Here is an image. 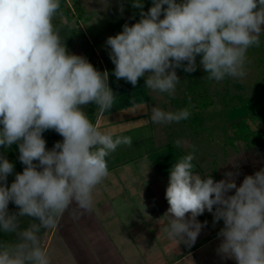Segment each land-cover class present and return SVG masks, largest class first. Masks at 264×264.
Here are the masks:
<instances>
[{
  "label": "clouds",
  "instance_id": "clouds-1",
  "mask_svg": "<svg viewBox=\"0 0 264 264\" xmlns=\"http://www.w3.org/2000/svg\"><path fill=\"white\" fill-rule=\"evenodd\" d=\"M132 7L140 9L139 21L105 42L113 74L133 87L143 77L146 88L169 96L181 68L193 73L199 66L216 82L244 78L247 51L259 47L264 34V0H152L146 12L143 0H133ZM59 8L60 0H0V146L17 144L25 166L9 186L14 164L0 155V232L14 236L0 240V264H50L41 230L55 228L72 205L80 215L91 212L94 191L109 175L106 158L132 144L88 118L89 103L106 112L115 96L108 72L69 53L53 24ZM190 107H153L150 118L179 123L190 117ZM48 130L63 137L52 149L43 137ZM193 160L194 154L180 156L169 171L168 237L194 244L207 224L197 217L207 211L214 224L223 221L217 233L222 259L264 264V168L237 186L238 173L214 181L194 172ZM10 202L18 211L9 212ZM24 218H32L27 227H21Z\"/></svg>",
  "mask_w": 264,
  "mask_h": 264
},
{
  "label": "rangeland",
  "instance_id": "rangeland-1",
  "mask_svg": "<svg viewBox=\"0 0 264 264\" xmlns=\"http://www.w3.org/2000/svg\"><path fill=\"white\" fill-rule=\"evenodd\" d=\"M119 1V0H118ZM93 6V4H90ZM90 7V6H89ZM89 15L87 21L81 20L80 27L84 30L85 34L80 35L79 39L74 41V45L71 47V54L81 55L84 56L87 60L86 53L83 51L85 40L89 41L93 44L94 49L96 50L92 53V58L94 60V64L97 67L101 68V71L108 72V84L109 87L112 89L113 94L115 96V88L116 84L113 80V72L115 65L112 63L109 52L110 49L106 45V40L109 36H115V34L110 31L107 23L104 20V17L101 16V11L97 9H93L90 7ZM74 19H66L62 18L60 20V28L59 34L61 38H63L64 34L68 30V27L73 25ZM89 61V60H88ZM92 64V63H91ZM93 65V64H92ZM113 69V70H112ZM111 76V77H110ZM123 80V79H120ZM125 81V80H124ZM122 83V82H118ZM131 85V84H130ZM147 94H149V102H148V110L149 112L146 113L144 117V111L141 109L138 110V107L133 111H131V119L130 122H120L116 118V124L110 125L105 127L108 124V120H111L110 116L113 117L116 113L113 112L115 107L119 106L122 100L118 99L115 96L114 104L111 109H109L104 116L102 124L100 125L99 129L102 132H107L113 134V136H128L131 138L132 143L139 142L141 140L148 139L156 146H159L160 143L164 142L167 143V140H171L170 131L169 129H164L166 124H156L151 121V110L153 107H158L164 111H172L175 112L172 107L166 104V99L162 98L161 93L153 92L150 89H147ZM141 94V93H140ZM139 94V95H140ZM144 94V93H143ZM142 94V95H143ZM138 92L135 93L136 98ZM133 98V96H132ZM126 99H131L128 97ZM124 106V105H122ZM169 107V108H168ZM222 107V103L218 105V108ZM87 106L85 107V109ZM123 109V108H122ZM131 108L128 110L124 109L120 111L119 114L116 116L120 117V120L127 119ZM147 111V110H146ZM112 112V114L110 113ZM224 113V111L222 110ZM221 113V112H220ZM222 113V116H223ZM110 114V115H109ZM133 115V116H132ZM221 114L218 117H222ZM192 123V122H191ZM250 123L247 122V125L244 127H232L227 130V134L220 133V132H209L204 129L202 131V136L205 137L204 140H199L198 135L195 132L201 131L199 126H191V124H184V126L175 124L177 127L176 130H180L179 128H183L187 135V139L183 136H179V140L181 142L179 148L181 149V153L176 150L177 157L187 155V154H194V172L198 173L201 177L212 176L214 181H220L224 178L225 173L227 170V166L231 168L230 162L233 164L239 165L240 169L246 170V173H253V160H259L260 163L264 165V127L261 124L260 126H248ZM95 125V124H94ZM234 131V132H233ZM237 135H240V140H236ZM175 141V139H174ZM227 141V144L224 142ZM126 145H120L118 147H122ZM117 147V148H118ZM48 148V147H47ZM51 149V148H48ZM230 149H237L234 154L238 153V156L241 155V152L245 151L247 153L246 156L241 157L240 159H244L247 157L245 163H241L237 160V157H231L232 154H227ZM165 153H162V156L166 154L167 156H173L170 152H175L174 148H166L163 149ZM157 151V150H156ZM180 154V155H179ZM161 156V153L157 152L150 156L154 160L158 159ZM117 157H119L117 155ZM174 157V156H173ZM151 158V159H152ZM150 159V160H151ZM152 159V160H153ZM230 160V161H229ZM155 165H150L148 162H144V167H151L154 168L156 166V161H153ZM256 163V161H255ZM128 165L123 166L120 169V174H123ZM257 165H254L256 167ZM24 165L19 161V163L15 164L14 167V175L16 173H21L24 169ZM258 167V166H257ZM136 168V167H135ZM140 168V167H139ZM130 169L133 170V168ZM196 169V170H195ZM252 170V171H251ZM119 173L118 170L109 171V175ZM127 174V173H126ZM108 175V176H109ZM110 177V176H109ZM160 179V178H159ZM155 179L154 184L155 188L153 189L155 194L151 195L148 192H143L141 190V194H136L134 197H128V205H124V207H120L119 211H127L128 215L131 214L134 216L135 221L133 224H137L138 219L140 218V225L144 224L146 226H150L149 229L145 228H132L129 223L128 230L131 233L132 240L134 241V255L135 260L133 261L134 264H236L235 260L232 259H222L221 256L217 252L218 245L220 244V238L216 235L220 229L223 227V221H219L217 223H213V215L207 211L204 212L203 215L197 217V220L202 224L207 221L206 226H204L197 237L196 241L192 245H188L182 243L178 239L169 238L167 233L164 231V228L168 224V216L165 215L167 209L169 207L167 200L165 199V191L168 184L164 180ZM12 181V180H11ZM9 177L7 178V183L11 184ZM159 181V183H156ZM146 182V181H145ZM149 182V181H148ZM152 182V181H151ZM144 184V183H143ZM161 184V185H160ZM145 185V184H144ZM240 184L237 183V186ZM147 199L149 203H144V200ZM112 203L116 206L120 204L115 199L111 198ZM122 198H120L121 202ZM143 203H140L142 202ZM9 212L14 213L18 211L17 206L13 203H9ZM84 215V214H83ZM124 217V216H123ZM32 218H24L22 221L21 227H27L30 223H32ZM139 226V225H138ZM106 230H109L111 226L107 225ZM52 233V232H51ZM41 246L44 249L46 246H49L50 240H52V236L49 233V229L41 230ZM110 237H114L113 235L108 234ZM139 237V238H138ZM6 239L9 241L14 240V236L12 235H5L4 233L0 232V240ZM141 239V241H140ZM58 248V244L55 246ZM62 249V246L59 247ZM117 248L121 250V246L117 245ZM130 249V250H131ZM47 251V250H46ZM137 251H139V255L137 256ZM48 252V251H47ZM132 252V251H130ZM50 254V264H56V261H53L52 253ZM133 253V252H132ZM58 257V264H68L63 263V261L59 262ZM130 264L132 261H128Z\"/></svg>",
  "mask_w": 264,
  "mask_h": 264
},
{
  "label": "crops",
  "instance_id": "crops-1",
  "mask_svg": "<svg viewBox=\"0 0 264 264\" xmlns=\"http://www.w3.org/2000/svg\"><path fill=\"white\" fill-rule=\"evenodd\" d=\"M113 78L116 79L114 74ZM113 82L117 83L115 96L122 100L119 106L111 109L114 110L112 111L113 115L114 113H116V115L119 114L120 111L124 109L128 110L131 108L130 111L127 112V114H129L138 107V110H145V117L147 113V101L145 99L146 82L144 78L141 77L135 87L124 80L116 79L113 80ZM137 92L138 95L134 98ZM128 97H131V99H126ZM107 111L100 112L95 124L98 128L102 124ZM112 112L110 113L112 114ZM116 115L113 117L110 116L111 120L107 121L108 124L105 126L106 128L107 126L115 125L116 118L120 122H127V120L130 122L129 119H131V114H129L127 119L125 118L122 120ZM171 147L172 146H156L150 140L145 139L132 143L130 146L118 147L112 152L106 158L108 160V168L109 171L118 170L119 173H115L114 175L111 174L109 175L110 177L107 176L102 184L94 191L93 210L84 215H80V210L75 205H72L60 217L57 226L49 229L52 240H50L49 246H46L44 250L52 253L53 261L55 260L56 264H58L57 256H60L59 262L63 261V263L68 264H130L128 261H132L131 264H134V249H131V247H134V241L132 240L133 236L131 233L127 231L129 228L127 223H129L132 228L149 229L150 226L144 227V224L140 225V218L137 224H133V222L136 221L132 214L129 216L127 211H119L117 209L122 206L124 207V205H128V197L130 198L128 193H130L132 197L136 194H141V191L148 192V194L151 195L155 194L153 190L155 188V179L160 178L159 180L162 179L168 183L169 171L179 158L176 156L177 149L175 147H172L175 152H170L174 157L167 156L166 154L162 156V153H165L162 152L164 151L163 149ZM157 152L161 153V156L156 160L151 157L152 160L150 156ZM117 155L119 157H117ZM246 155L247 153L243 151L240 156L236 153L230 156V158L237 157V160L241 164L245 163L247 157H244V159L240 158ZM153 161L157 163L154 168L144 167V162L155 165ZM255 161L253 160V173H246V170L240 169L239 165L236 163L233 164L232 162H230L231 168L227 166L225 170H227V172L238 173L234 178L236 183L241 184L246 175H252L261 168H264V165L260 163L258 159ZM126 165H128L127 168L122 171L124 173L120 174V169ZM254 165L258 167H254ZM130 166L133 170L130 169ZM159 182L156 181V183ZM111 198H113V201L116 199L120 204L115 206L112 200H110ZM120 198H122L121 202L118 201ZM146 202L149 203L147 199L144 200V203ZM140 203H143V200ZM107 225L111 226L109 230H106L108 229ZM108 234L114 237H110ZM57 244L58 248L55 247ZM117 245L122 247L121 250L117 248ZM60 246H62V249L59 248ZM137 252L138 256L139 251Z\"/></svg>",
  "mask_w": 264,
  "mask_h": 264
},
{
  "label": "trees",
  "instance_id": "trees-1",
  "mask_svg": "<svg viewBox=\"0 0 264 264\" xmlns=\"http://www.w3.org/2000/svg\"><path fill=\"white\" fill-rule=\"evenodd\" d=\"M132 3L133 0H60V8L53 19V24L58 29L62 18L74 19L75 23L68 27L63 38H61L70 53L74 41L78 40L81 34H85L80 27V21H87L90 7L101 11V16L104 17L110 31L116 35L123 30L124 24L127 23L131 26L141 18L140 9L133 8ZM90 4H93V6ZM143 5V11L146 12L152 6V0H143ZM122 7L123 11H121ZM260 40L259 47H252L247 51L245 65L247 74L244 78L234 79L228 77L223 81L216 82L208 80L206 73L199 66L193 73H186L181 68L176 70L181 81L176 87L175 94L173 96L166 93L161 94L162 98L166 99V104L175 111L191 106L190 117L179 123L182 126L185 123L194 127L199 126V129L202 130H195L199 140L205 139L201 132H204V129L207 130V128L209 132L216 131L227 134L228 129L244 127L247 122L253 127H258L261 124L264 127V34L261 35ZM83 51L87 54L86 57L89 62L98 71L102 72L101 68L94 64L95 62L91 56L96 51L93 44L85 40ZM199 59L200 57H197L198 65ZM147 89H145L146 92ZM145 99L147 101V112H149V94L146 93ZM220 103H222V107L218 108ZM84 110L90 121L96 124L101 111L92 103H89ZM220 114L221 118L218 117ZM179 123L173 122L164 126V129H169L171 140H167V143L162 142L160 145L175 147L181 153L182 151L177 147L176 141L179 140L180 135L187 139V135L181 127L180 130H176L175 124L178 125ZM250 125L248 124V126ZM43 137L46 140V147L51 149L57 141L63 140V137L54 130L45 131ZM236 137V140H240V135L236 134ZM224 144H227V141ZM235 151L230 149L227 154L234 155ZM0 155L6 157L14 164V167L20 161L17 144H13L10 148L0 146ZM8 177L10 181L12 180V183L15 179L14 172Z\"/></svg>",
  "mask_w": 264,
  "mask_h": 264
}]
</instances>
